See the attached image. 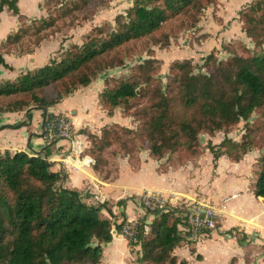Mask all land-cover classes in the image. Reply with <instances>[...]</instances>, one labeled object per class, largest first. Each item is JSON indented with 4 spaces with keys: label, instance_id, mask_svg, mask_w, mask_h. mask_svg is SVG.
I'll use <instances>...</instances> for the list:
<instances>
[{
    "label": "trees",
    "instance_id": "trees-1",
    "mask_svg": "<svg viewBox=\"0 0 264 264\" xmlns=\"http://www.w3.org/2000/svg\"><path fill=\"white\" fill-rule=\"evenodd\" d=\"M17 1L0 0V11L5 6L19 15L21 21L16 31L8 33L0 44V64L3 65H6L3 52H9L30 33L29 26L24 24L28 18L19 14ZM75 1L73 4L78 7ZM52 2L58 3V0H44L40 6ZM80 2L83 5L87 0ZM206 2L211 3L210 0H132L130 6L114 16V27L104 32L103 25L94 26L92 30L97 32L81 44L71 43L64 52L49 58L42 66L20 73L13 80H0V112L40 108L45 125L53 117L46 111L49 106L79 86H87L98 73L122 66L126 52L121 46L146 38L149 41L147 57L134 65L128 75L105 77L98 103L108 115L119 108L124 116L140 122L137 131L148 145L149 156L162 158L164 151H168L175 153L178 162L199 156L202 148H199L197 135L200 131L212 137L215 131L241 119L247 120L253 111H264V49L261 48L264 0H251L237 12L241 29L253 40L254 47H260V52L229 53L228 58L218 60L216 49L212 48L204 57L205 72L193 73L191 60L183 59L169 63L164 83L157 75L160 59L153 56L152 47L169 46L172 34L166 23L182 14L189 5L202 3L200 11L209 4ZM199 11L196 17H191L187 29L196 25ZM39 23L34 45L23 51H32L45 39L38 34L51 26V21L40 20ZM103 32L105 36L101 37ZM86 131V127L78 129L87 138ZM131 131L134 130L113 122L102 126L100 136H94L88 146L85 139L83 153L92 158L91 168L97 171L101 164L99 153L122 133ZM257 132H263L260 143L264 145L262 120L247 127L241 141L223 138L219 146L208 141L207 149L214 160L225 154L237 162L255 145ZM58 139L61 138H45V155L50 152L49 145ZM253 174L252 193L264 202V156ZM65 177L63 171L53 170L51 162L40 152L0 151V264L101 262L102 245L112 240V228L117 234L123 220L117 224L101 216L98 205L87 204L77 190L59 184ZM124 201L123 198L117 200V205ZM107 211L113 216L111 209ZM186 219L184 210L172 209L161 211L147 232L139 224L138 261L141 264H175L172 250L182 239L178 225L185 224ZM131 243L127 241L128 245ZM244 264H250V260L246 258Z\"/></svg>",
    "mask_w": 264,
    "mask_h": 264
},
{
    "label": "rangeland",
    "instance_id": "rangeland-1",
    "mask_svg": "<svg viewBox=\"0 0 264 264\" xmlns=\"http://www.w3.org/2000/svg\"><path fill=\"white\" fill-rule=\"evenodd\" d=\"M73 1L75 0H60V2L58 0V3L52 2L44 7H41L42 15L46 14L45 17H41V19L36 18L34 20L31 18L25 19L24 24L29 26L30 33L23 36L17 45H14L15 50L19 52L32 47L34 45L35 39L37 38V35H34L36 32V27L40 24V20H47L51 21V26L41 30L38 35L44 36L48 40L51 39L53 42L58 41V49L55 51L54 56L59 55L61 51L63 50L64 52L71 43L75 42L77 44H81L88 37L94 35L97 32L96 30L93 31L94 29L92 30L94 26L103 25L104 32L105 30H109L110 28L114 27V16L132 4V0H87V3L82 5L80 2L82 0H76L75 2L79 3L78 7H76L73 4ZM210 1L211 3L206 2V4H209L200 9V11L199 7L202 3L199 6L189 5L188 8L182 12V14H179L176 18H172L171 21H168L166 23V28L169 29V32L172 34L169 46L152 47L154 49L153 56L160 59V69L156 73L158 76H160L163 83L167 78L166 75L168 74V65L173 60L181 61L183 59H189L191 60L193 67L192 72L201 73L207 70L206 67H203L204 57L211 51L212 48L216 49L215 54L218 60L228 58L229 53L247 55L249 52L252 53L251 50L260 52V47H254L253 40L250 39L241 29V23L237 19L238 10L243 8L248 3L241 5L234 0ZM198 11L200 14L196 25L187 29L186 27H188L192 21L191 17H196L198 15ZM104 32L101 34V37L105 36ZM148 45L149 41L146 38L131 40L127 43H124L121 46V50L126 53L124 64L122 66L98 73L87 86H79L77 89L80 91H75L73 94H71L72 103H80L79 105H82V108H84L81 109L82 114H80V117L73 118L72 127L73 125H78L76 129H79L80 127L87 128L88 131L85 133V135H88L87 138L81 133L88 141L87 146L89 141L94 139V136H100L101 128L104 125L117 122L120 125L134 130L127 133H122L118 140L111 141V143L99 153L101 157V164L98 166V172H95L98 177L103 179L108 177L111 180H114L119 176L121 179H126L125 181L127 182L132 181V183H134L136 174L135 171L141 160L140 158L145 159L148 156V145L145 143L144 138L141 137L137 131L140 126V122L131 116H124L119 108L114 110L115 113L112 116H108L104 113V111H102L103 109L99 106L97 101L98 94L104 87L105 77L121 74L128 75L134 65L147 57L148 51L146 50V46ZM48 46L49 43L44 44L40 50L44 48L43 51L46 52L49 49ZM261 48L264 49V43L262 44ZM71 116H74V114H71ZM262 120H264V111L255 110L247 120L241 119L227 128H222L218 131H215L212 137L204 133L205 131H200L197 135L199 140V148H202L199 156L178 162L175 153L164 151L162 158H165V160L168 161L165 162L166 164L177 165L178 163L182 164L188 161L194 162V160H197L201 156V164H204L207 161L204 156L209 155L212 161V168L214 169L217 164L216 160L220 156L214 160L212 154L207 149L208 144L206 143L209 141L214 146H219L223 138H228L232 141L239 142L241 141L242 136L246 133L247 127L251 128ZM79 121L80 124L82 123L81 125L78 124ZM74 132H76V130H74ZM262 133L263 132H257L256 136H254L255 145L250 150V154H252V151H254L256 154V157L253 160L247 157L242 162L237 163L230 160L224 154L221 155V160H225L226 163H222L221 167L225 169L224 167H228L229 164H239V169L241 170L240 174L242 176L240 178L245 177L246 179H249V182L252 184V180L254 179L253 170H256L258 163L264 156V145L260 143V138H262V135L260 134ZM82 155H84V153H82ZM170 155L172 157H170ZM163 168L164 165L159 167V169ZM206 172L207 170L204 168L202 174L200 175L201 187H208L210 185L207 183L208 176L206 175L208 174H206ZM212 174L214 175V171H212ZM225 178H227V175H225ZM59 184L62 186V181ZM196 193L183 196H181V193L177 191H175L174 194H164L154 190H144L138 194L130 193L125 198V200H129L128 202H130V205L132 204L135 206V212H133V217L131 218L125 215L124 210L119 205L117 213L113 214V216H110L107 209H111L112 203H110L109 199H107L104 195L100 194V197L97 198L98 195L91 191H86L84 194H79L81 200L87 204L98 205L101 216L109 217L117 224L121 223L123 220V223L119 227L117 234L123 236L127 241L131 240L132 242L130 245L127 244L128 248H130L129 252L122 240L120 241L117 239L114 241V250L116 251V254L115 251L114 254L111 252L108 253V256L110 255L109 258H111L109 260H106L107 253H105V250L107 249H103L102 256L105 264H141L138 261L140 256V246L139 243L136 242L138 227L142 224L143 229L147 232L149 230V225L161 211L172 209L177 211L184 210L185 215H188L191 209H195L198 206L208 205L213 207L212 201L206 199L208 195L203 196L206 192L198 190ZM145 194H155L158 199L163 200L165 206L161 208L157 207L156 204L159 203L158 201H156L155 205L153 202H151L150 204L153 206L145 205ZM85 196L92 198H90V200L88 199V201L83 200V197ZM187 198L189 199L188 201H186ZM149 200L152 201L153 199ZM90 201H94V203H91ZM115 203L117 204V202ZM122 205L124 206V203ZM143 205L147 206V209H145ZM141 206L144 212L140 211V217H137V212L139 211L138 207L140 208ZM131 219L132 222L129 221ZM125 227L127 228V232L124 231ZM113 228L112 232L115 235L116 231L115 228ZM215 228L216 225L211 230H204L200 233L199 231H196V227L193 225L179 224L178 229L180 230L182 239L177 246L184 245L186 247L185 252H190L189 254L192 256V259L191 263H189L190 261L186 257H182L180 254L181 251L179 253L180 255H178L173 249L172 254L176 260L175 264H200L198 261L202 260L203 257L196 252V249L193 246V243L196 241H203L202 239H209L211 243H218L220 240H223L222 242L226 241L227 239H220V236L217 234L214 233V235H212L210 233V231L215 230ZM234 235L238 239L237 241L242 240L245 237L237 231H234ZM226 236H230V234H226ZM250 244L251 243L247 241V245L249 246ZM260 246L255 247V252L257 254L260 253L261 255L264 254V244ZM137 247L138 249H136ZM251 249L252 248L250 247L245 250V257H249L248 252L252 251ZM261 251L263 252L261 253ZM227 252L232 253L231 250H227ZM256 256L257 255H255V257ZM245 257L244 260L246 259ZM230 259L232 263H234L236 260L234 257ZM247 259L250 260V258Z\"/></svg>",
    "mask_w": 264,
    "mask_h": 264
},
{
    "label": "crops",
    "instance_id": "crops-1",
    "mask_svg": "<svg viewBox=\"0 0 264 264\" xmlns=\"http://www.w3.org/2000/svg\"><path fill=\"white\" fill-rule=\"evenodd\" d=\"M43 1L18 0V12L28 19L40 18L44 16L42 15V6H40ZM234 1L243 5L251 0ZM20 22L19 15L14 14L3 6L0 11V44L8 33L16 31ZM47 43H49V49L46 52L43 51L44 48L40 50ZM58 44V41L53 42L51 39L45 38L32 51L17 52L13 47L9 49V52H3L6 65L0 64V80H13L26 70L42 66L49 58L54 56L55 51L58 49ZM75 91L80 90L76 89L73 92ZM73 92L63 97L59 102L49 106L46 111L53 115L65 114L73 124V118L80 117V114H82L81 109H84L82 105H79L80 103H72L71 94ZM41 112L42 110L36 107L12 112H0V151L23 150L28 154L40 152L41 155H44L51 162L53 170L64 171L66 174L65 179L62 180V186L75 189L80 194L91 191L98 195L97 198L100 197V194L106 196L110 203H112L111 211L113 214H116L118 211V205L115 202L121 198L125 199L130 193L138 194L144 190H154L164 194H174L177 191L183 196L195 194L198 190L206 192L203 196L208 195L206 199L212 201L217 220L215 230L210 231V233L212 235L215 233L220 236V239L225 238L227 240L211 243L209 239H202L203 241L199 240L193 243L196 252L203 257L198 263L244 264L245 250L251 247L252 251L248 252L249 257L245 258H250V264H264V254L260 255L258 253V255L255 252V247L264 244V202L253 195L249 179L245 177L240 178L242 176L239 164H229L228 167H224L225 169H223L221 164L226 163V161L221 160L222 156H220L216 160L217 164L213 169L210 156L205 155L204 158L207 161L204 164H201L200 156L194 162L188 161L182 164L171 165L165 163L168 162L165 158H155L148 155L145 159L140 158L141 160L135 171L134 183L132 181L127 182L125 181L126 179H121L119 176L114 180L110 178L102 179L98 177L89 164H81L78 168H73L71 162L65 158L68 154H71L69 151V139L61 138L51 143L49 145L50 152L48 155L44 154L43 147L46 145V141L42 135L44 118ZM104 113L106 114L105 111ZM71 114H74V116H71ZM78 124L81 125L82 123L80 124L79 121ZM73 127L77 131L75 136L81 141L80 147L84 149L86 145L85 137L81 133H78V129H76L78 125H73ZM250 152L244 154L243 158L237 161V163L242 162L247 157L253 160L256 154L254 151H252V154ZM161 165H164L163 169H159ZM204 168H206V174H208L206 175L208 176L207 183L210 184L208 187L200 186V175ZM212 171H214V175ZM225 175H227V178H225ZM90 198L92 197L85 196L83 200L88 201ZM188 200L187 198L186 201ZM128 201L126 199L124 206H119L122 207L125 215L131 218L133 217V212H135V206L130 205ZM90 202L94 203V201ZM234 231L239 232L245 237L237 241L238 239L235 237ZM226 234H230V236H226ZM117 239L122 240L126 249L130 250L127 240L120 234H115L110 242L102 245V251L105 248L107 249L105 250V253H107L106 260L111 259L108 253L114 254V241ZM247 241L251 243L249 246L247 245ZM185 250L186 247L184 245L174 248L175 253L177 252L178 255L181 254L182 257H186L190 261L189 263H191L192 256L189 254L190 252L186 253ZM227 250H231L232 253L227 252ZM255 255L257 256L255 257ZM228 257H234L236 260L232 263ZM99 264H105L103 256Z\"/></svg>",
    "mask_w": 264,
    "mask_h": 264
},
{
    "label": "built area",
    "instance_id": "built-area-1",
    "mask_svg": "<svg viewBox=\"0 0 264 264\" xmlns=\"http://www.w3.org/2000/svg\"><path fill=\"white\" fill-rule=\"evenodd\" d=\"M42 128H43L42 135L44 136V139L53 136L69 139L70 142L69 151L71 154L70 155L68 154L65 158L68 159L69 162H71L73 168L76 169L79 167V165L89 164L92 161V158L89 155L87 154L81 155L83 153V148L80 147L81 141L77 139V137L75 136L72 123L67 118L66 115H59V114L53 115V117L49 121H47ZM145 197H146L145 205L147 206L152 205L150 204L151 202H153L155 205L156 201L159 202L158 204H156L157 207L161 208L165 206L163 200L158 199L155 196V194H145ZM149 199H153V200L150 201ZM145 205H143V207L147 209V206ZM138 210L139 211L137 212L138 213L137 217H140L141 214L140 211L144 212V210L142 209V206L140 208L138 207ZM129 221L132 222V219ZM185 224L195 226L196 231H199L200 233L203 232L204 230H209V229L211 230L215 226V212L213 207L204 205V206H198L195 209L194 208L191 209L190 213L187 215ZM124 231L127 232L126 227L124 228Z\"/></svg>",
    "mask_w": 264,
    "mask_h": 264
}]
</instances>
